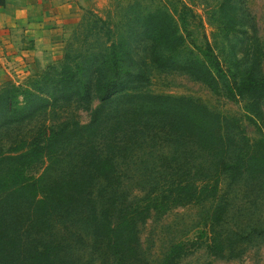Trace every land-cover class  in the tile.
<instances>
[{
    "label": "rangeland",
    "instance_id": "374dc122",
    "mask_svg": "<svg viewBox=\"0 0 264 264\" xmlns=\"http://www.w3.org/2000/svg\"><path fill=\"white\" fill-rule=\"evenodd\" d=\"M9 12L0 18L1 153L36 144L64 121L90 122L100 105L96 98L89 110L79 97L67 107L56 101L68 70L75 81L103 86L127 80L117 68L140 65L147 67L153 93L193 101L229 120L224 133L242 153L264 142V97L255 109L238 90L264 79V0H23ZM111 45L115 50H108ZM192 64L207 66L215 85L184 71ZM113 117L106 113V129L94 137L56 143L57 154L33 168L49 180L91 174L90 195L48 212L43 227L36 214L18 217L20 244L1 264H264L263 177H221L216 190L207 151L160 141L130 144L105 179L85 158L91 143L101 148L108 142ZM183 151L206 168V178L197 168L182 179L159 168ZM29 202H19L13 214L28 213ZM132 219L138 222L131 228ZM118 226L125 231L121 237L108 232ZM118 238L119 252L113 246ZM125 243L135 259L123 252Z\"/></svg>",
    "mask_w": 264,
    "mask_h": 264
},
{
    "label": "trees",
    "instance_id": "16d2710c",
    "mask_svg": "<svg viewBox=\"0 0 264 264\" xmlns=\"http://www.w3.org/2000/svg\"><path fill=\"white\" fill-rule=\"evenodd\" d=\"M110 49L115 50V45L108 47V50ZM140 68L138 70L117 68V72L125 75L127 80L114 81L103 86L101 83L93 85L91 80L83 84L75 81L73 80L75 75L68 70L65 76L67 78L58 82L62 85L60 89L63 94L56 101L67 107L72 104L75 97H79L89 110L93 98H96L100 105L91 111L90 122L81 125L78 120L70 119L59 126L48 128V133L36 141V144L25 148L15 147L7 153L0 152V259L20 244L18 241L21 239L18 236L22 232L23 221L17 220L18 217L25 219L29 213L36 214L34 220L43 227L42 220L48 217V212L85 202V198L90 195L93 175L85 177L81 174L77 177L49 180L45 174L36 177L37 169L33 168L41 165L48 156L57 154L56 143L91 138L100 134L106 129L105 115L110 110L115 125L109 128L108 142L104 145L101 143V148L98 143H91L85 158L89 161V169L98 176L110 179L116 172L118 154L128 152L130 144L136 146L144 142L155 144L161 141L169 145L177 143L181 149L190 148L189 144L195 143L197 147L207 151L214 159L208 167H212V172L215 173L216 190L221 177H227L232 182L239 181L246 174L264 178V147L259 146L264 145L263 141L250 145L249 149H255L251 153H242V149H238L236 145L235 138L227 137L224 133V127L231 123L229 120L193 101L153 93L150 90L152 83L146 65H140ZM184 71L209 86L215 85L210 69L204 64H192ZM98 72L101 73L99 70L96 71ZM78 86L80 88H77ZM238 90L240 94L246 93L252 107L257 109L259 101L264 97V79L245 82ZM232 149H238L240 155L232 158L230 156ZM188 153L189 151H183L181 153L183 157L180 155L179 160L172 158L168 164H162L159 168L167 170L169 176L180 179L190 176L192 169L197 168V174L201 178H206L204 175L206 168L201 164L197 165L186 155ZM39 196H42V199H38ZM24 200H30L29 205L32 206L27 210L28 213L13 214V210ZM39 209L41 212L35 213ZM134 213L140 216L142 210L135 209ZM27 221L34 222L32 219ZM137 222L138 220L132 219L131 228L135 227ZM121 229V226H118L115 230L108 229V232L121 234V237L125 232ZM134 230L132 234L135 236ZM42 233L43 231L39 230L36 234ZM119 240L118 238L113 245L118 252L122 243V240ZM123 252L129 253L134 259L137 256L135 249L127 244ZM173 261L169 260L167 264H172Z\"/></svg>",
    "mask_w": 264,
    "mask_h": 264
},
{
    "label": "crops",
    "instance_id": "0c3cea01",
    "mask_svg": "<svg viewBox=\"0 0 264 264\" xmlns=\"http://www.w3.org/2000/svg\"><path fill=\"white\" fill-rule=\"evenodd\" d=\"M22 1L23 0H0V18L3 19L10 13L9 10L12 5L19 4Z\"/></svg>",
    "mask_w": 264,
    "mask_h": 264
}]
</instances>
